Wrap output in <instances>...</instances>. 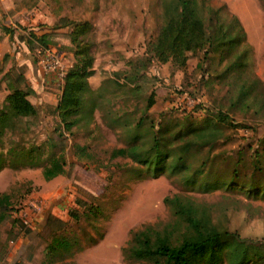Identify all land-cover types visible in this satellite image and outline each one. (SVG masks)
I'll use <instances>...</instances> for the list:
<instances>
[{
	"label": "rangeland",
	"instance_id": "obj_1",
	"mask_svg": "<svg viewBox=\"0 0 264 264\" xmlns=\"http://www.w3.org/2000/svg\"><path fill=\"white\" fill-rule=\"evenodd\" d=\"M209 3L224 4L223 15L237 16L242 25L244 37L236 48L245 50L241 67L227 68L234 59L231 53L210 52L203 58L196 50L182 66L148 53V42L163 20L160 0H0L2 31L13 33L8 51L0 55V107L22 72L34 85L29 98L38 109L37 115L0 132V192L10 195L8 206H0L5 213L0 220V264H40L43 247L59 233L76 238L74 252L52 264H136L120 250L129 229L168 219L171 211L163 197L173 193L206 206L220 228L264 241V197L252 198L223 186L204 191L186 183L180 173L138 177L129 169L136 160L110 155L113 147L133 143L153 158L164 150L165 129L213 120V112L220 110L229 122H218L219 138L197 148L192 160L208 159L213 171L227 172L231 157L243 149L240 179H263L264 169L258 170L251 157H256L255 149H263L264 0ZM84 19L92 24L87 37L94 55L84 105H90V99L93 111L68 132L55 111L63 80L58 72L74 62L68 21ZM29 30L50 34L49 47L62 54L60 66L43 62L40 47L24 45L20 35L27 36ZM30 61L38 71L35 78L26 68ZM245 83L252 86L247 100L238 98ZM151 93L154 99L148 106ZM60 144L64 171L45 179L42 166L52 147L61 151ZM32 145H40L32 151L37 164H29L25 157V149ZM50 215L58 219L49 220Z\"/></svg>",
	"mask_w": 264,
	"mask_h": 264
},
{
	"label": "trees",
	"instance_id": "obj_2",
	"mask_svg": "<svg viewBox=\"0 0 264 264\" xmlns=\"http://www.w3.org/2000/svg\"><path fill=\"white\" fill-rule=\"evenodd\" d=\"M161 16L163 18L155 37L148 42L147 52L157 60L163 62L171 59L174 64L184 65L190 52L202 51L206 58L210 52H220L234 56L227 68L241 67L244 64L245 50L237 52L236 48L244 37L242 25L237 16L223 15L224 4L213 6L209 0H160ZM69 39L73 44V64L65 71L61 93L55 105L59 117V125L63 131H72V127L84 117L92 114L93 106L84 105L85 95L90 92L88 77L94 72L92 42L88 34L92 29L90 21L70 20ZM10 31V30H9ZM29 49L36 46L50 45V34H36L29 30L28 35H20ZM145 60H148L145 59ZM137 74V73H136ZM15 85L5 95L0 107V132L12 127L15 121L25 117L35 116L37 107L30 101L28 95L33 88L22 72L14 78ZM239 99L247 100L252 86H240ZM153 94L147 98V105L153 102ZM213 120L198 125L184 124L176 130L165 129V137L161 140L164 147L155 157L150 158V152H141L136 144L113 147L112 157L129 156L137 161L135 166L129 167L130 173L138 177L145 174L153 176L167 171L168 174H183L188 184H197L204 191H211L223 186L229 190H242L252 198L264 197L263 179L254 176L244 182L240 179L241 164L244 163L243 149L237 157L232 158V167L227 172L213 171L209 168L208 159H201L195 163L194 151L203 145L211 146L220 136L219 121H228L229 116L220 110L213 112ZM63 132H60L61 136ZM60 139V138H59ZM263 149L254 150L256 157L251 161L258 168L264 169V135L261 137ZM57 142H51L56 146ZM40 145H32L25 149L28 163L37 164V156L32 151ZM55 148V147H54ZM61 151L50 150L47 163L42 166V175L50 179L64 171L65 158L63 144ZM14 148H8L11 151ZM1 161V158H0ZM2 163V162H1ZM0 163V167L3 164ZM140 163V165L138 164ZM143 165V166H141ZM145 170V173L143 171ZM210 189V190H209ZM8 192H0V206L7 207L10 203ZM171 211L168 219L155 222H145L137 228L129 229V236L120 247L122 256L136 264H264V241L242 237L236 231L220 228L204 205L198 203L191 196L173 193L163 197ZM5 213L0 212V220ZM56 218L50 215L49 220ZM61 224L65 221L59 220ZM26 231L29 228L25 227ZM24 229V230H25ZM76 238L65 234H56L43 247L44 258L40 264H52L73 254ZM81 249V245L77 247ZM12 264H22L14 261Z\"/></svg>",
	"mask_w": 264,
	"mask_h": 264
},
{
	"label": "crops",
	"instance_id": "obj_3",
	"mask_svg": "<svg viewBox=\"0 0 264 264\" xmlns=\"http://www.w3.org/2000/svg\"><path fill=\"white\" fill-rule=\"evenodd\" d=\"M10 5H8L7 7H9ZM0 13H1V9H0ZM29 23H31V24H33V22H29ZM2 15H0V29H1V31H0V55L2 54V53H4L5 51H8V49H9V46H10V40L12 39V37H13V33H11V31H9L10 29H8V33L6 32V33H4V31H2ZM29 28H34V26H31V27H29ZM10 32V33H9ZM23 35V34H22ZM22 39V38H21ZM24 40V39H23ZM24 45H26V44H24ZM27 46V45H26ZM26 46H24V47H26ZM24 61H26V60H24ZM26 63V65H27V67L26 68H28L27 70H28V72H30L32 75H33V77L35 78V77H37L38 76V71H37V74H36V71H35V63H33V62H31L30 61V63H28V62H25ZM93 68H94V66H93ZM30 84V83H29ZM31 85V87L33 88V90L35 89L34 88V85L33 84H30ZM33 92H35V90L33 91ZM30 95V94H29ZM29 95H28V98H29ZM30 99V98H29ZM31 101V100H30ZM32 102V101H31ZM33 103V102H32ZM98 244V243H97ZM80 253H78L77 255H79Z\"/></svg>",
	"mask_w": 264,
	"mask_h": 264
},
{
	"label": "built area",
	"instance_id": "obj_4",
	"mask_svg": "<svg viewBox=\"0 0 264 264\" xmlns=\"http://www.w3.org/2000/svg\"><path fill=\"white\" fill-rule=\"evenodd\" d=\"M49 46H51V45H49ZM49 46H46V47L39 46L40 47L39 49H41L45 55V57L42 59V61L46 62L48 60L50 67H58V66H60V63H61L60 57L62 54H61V52H57L56 50H52ZM50 59L52 61V64L49 61ZM58 74H60L62 79H63L65 72L60 70L58 72Z\"/></svg>",
	"mask_w": 264,
	"mask_h": 264
}]
</instances>
